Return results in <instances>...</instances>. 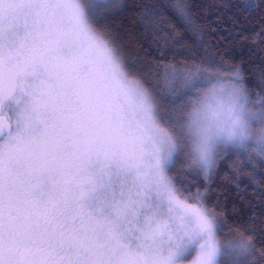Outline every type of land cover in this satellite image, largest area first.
Listing matches in <instances>:
<instances>
[{"label":"snow or ice","instance_id":"snow-or-ice-1","mask_svg":"<svg viewBox=\"0 0 264 264\" xmlns=\"http://www.w3.org/2000/svg\"><path fill=\"white\" fill-rule=\"evenodd\" d=\"M203 7L0 0V264H264V0Z\"/></svg>","mask_w":264,"mask_h":264},{"label":"trees","instance_id":"trees-1","mask_svg":"<svg viewBox=\"0 0 264 264\" xmlns=\"http://www.w3.org/2000/svg\"><path fill=\"white\" fill-rule=\"evenodd\" d=\"M128 2H131V0H128ZM198 2L204 6L203 11L205 15L209 17L211 20L215 21L220 13L218 12L216 8L212 7V5L220 4L223 2V0H198ZM228 2L235 3L236 0H228ZM213 27H215V25H213ZM208 39L212 40L215 38L212 36H209ZM237 59H239V57H237ZM175 86L179 87V82H177ZM241 187H243V185ZM249 192H251V189H249Z\"/></svg>","mask_w":264,"mask_h":264},{"label":"rangeland","instance_id":"rangeland-1","mask_svg":"<svg viewBox=\"0 0 264 264\" xmlns=\"http://www.w3.org/2000/svg\"><path fill=\"white\" fill-rule=\"evenodd\" d=\"M189 259H191V257Z\"/></svg>","mask_w":264,"mask_h":264}]
</instances>
